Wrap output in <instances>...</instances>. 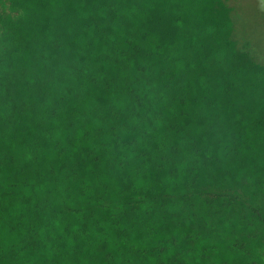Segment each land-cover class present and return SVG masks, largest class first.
Wrapping results in <instances>:
<instances>
[{"label":"trees","instance_id":"16d2710c","mask_svg":"<svg viewBox=\"0 0 264 264\" xmlns=\"http://www.w3.org/2000/svg\"><path fill=\"white\" fill-rule=\"evenodd\" d=\"M229 0H0V264H264V62Z\"/></svg>","mask_w":264,"mask_h":264},{"label":"rangeland","instance_id":"374dc122","mask_svg":"<svg viewBox=\"0 0 264 264\" xmlns=\"http://www.w3.org/2000/svg\"><path fill=\"white\" fill-rule=\"evenodd\" d=\"M234 7L236 35L251 40L259 61L264 62V0H229Z\"/></svg>","mask_w":264,"mask_h":264}]
</instances>
